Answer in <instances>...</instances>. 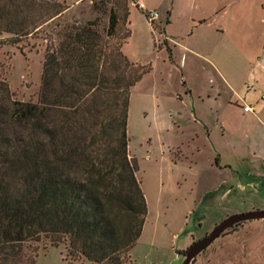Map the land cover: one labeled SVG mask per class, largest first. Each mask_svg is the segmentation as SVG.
Listing matches in <instances>:
<instances>
[{
  "label": "trees",
  "instance_id": "obj_1",
  "mask_svg": "<svg viewBox=\"0 0 264 264\" xmlns=\"http://www.w3.org/2000/svg\"><path fill=\"white\" fill-rule=\"evenodd\" d=\"M63 2L0 0L9 44L45 43L36 103L16 100L0 78V264H36L42 239L75 262L128 264L147 214L127 120L148 70L121 51L134 0L111 2L101 30L99 18L61 22Z\"/></svg>",
  "mask_w": 264,
  "mask_h": 264
},
{
  "label": "rangeland",
  "instance_id": "obj_2",
  "mask_svg": "<svg viewBox=\"0 0 264 264\" xmlns=\"http://www.w3.org/2000/svg\"><path fill=\"white\" fill-rule=\"evenodd\" d=\"M113 1L64 0L63 5L69 10L61 22L77 20L83 24L99 18L101 30L107 24ZM148 1L149 7L156 11L172 3V0ZM102 3V11L95 13L93 5ZM131 3L128 25L131 35L122 52L131 63L148 72L130 92L128 152L137 163L136 177L144 193L147 214L141 235L129 252L128 264H182L189 246L208 235L223 219L238 213L264 210V191L243 195L231 191L225 197L219 191L217 197L208 199L202 207L205 198L212 191L217 192L220 181L231 173L215 167L216 155L203 141V135L198 140L193 137L192 124L176 123L179 113H183L189 102L186 85L180 70L170 63L162 35L152 32L146 19ZM175 9L187 10V18L214 19V23L215 17L223 14L215 25V29H222L218 35L211 34L207 28H198L189 36V28L185 30L182 21L178 25L163 24V27H168L167 35L171 38L185 33L189 48L201 54L203 47L195 48L191 42L195 34H202L207 44L220 49L240 72L246 70L242 57L252 58L264 46V0H175ZM226 12H229L228 16ZM193 25L197 28L198 22ZM48 30L51 31V27ZM10 37L0 34V78L7 82L16 100L36 103L45 43L37 37L12 45L8 43ZM104 38L107 40L105 35ZM116 41L108 42L113 45ZM170 49H174L173 45ZM174 55L175 61L180 59V53ZM190 58L188 56L183 70L185 76L193 62ZM184 60L185 56L183 64ZM229 110L221 112L231 117ZM197 147H200L199 152ZM217 147L222 151L223 162L234 165L233 158L223 154L227 146L225 149ZM252 161L253 166H257V160ZM233 167L234 170L236 167ZM257 171L259 175L261 172ZM239 172L242 174L241 170ZM36 247V264H97L85 259L72 261L63 247L49 246L45 239ZM192 264H264V220L245 222L225 232Z\"/></svg>",
  "mask_w": 264,
  "mask_h": 264
},
{
  "label": "crops",
  "instance_id": "obj_3",
  "mask_svg": "<svg viewBox=\"0 0 264 264\" xmlns=\"http://www.w3.org/2000/svg\"><path fill=\"white\" fill-rule=\"evenodd\" d=\"M136 1L143 3L147 11L158 14L155 22L157 30H154L144 13L139 11L153 33L158 32L162 38L166 37V40H163L168 49L170 63L180 70L181 79L183 78V83L186 85L189 102L186 100L187 107L183 113H179L180 117L176 123L192 124L193 137L198 140L203 135V141L212 149L213 155H216L215 167L219 171L229 170L231 173L229 177L220 181L217 193L221 191L225 197L231 191L238 195L256 193L257 190L263 192L264 101L261 100V94L264 91V82L261 79L264 80V46L254 57H242L246 70L240 72L220 49L209 46L202 34H195L191 44L195 48L203 47V54L189 48L185 33L180 37L171 38L167 35L168 27H163V24L178 25L182 21L185 30L189 28V36H192L194 30L198 28H207L211 34L218 35L222 33V29H215V25L217 19L223 14L215 17V23L214 19L198 21L193 16L187 18V10H176L175 0H172L170 6L158 9V11L149 7L148 0ZM132 6L134 5L132 4ZM135 9L137 8L135 7ZM226 15L228 16L229 12H226ZM196 22L198 25H196L197 28H194L193 23ZM178 38L180 39L178 40ZM154 45L157 46L156 43ZM170 45H173V50L170 49ZM159 49L161 50V47ZM174 53H180L179 60L175 61ZM188 56L192 57L189 60L193 62L185 76L183 70L187 65ZM255 91H258L256 96L253 94ZM245 105L249 106L252 112H244ZM227 109H230L231 117L222 114L221 110L227 111ZM217 145L222 146L223 149H225L224 146H227L223 154L233 158L234 165L227 161L223 162L224 156ZM227 149L230 152L227 153ZM196 151L199 152L200 147H197ZM229 160L232 159L229 158ZM252 160H257V166H253ZM233 166L236 167L234 170ZM240 170L242 174L239 172ZM257 170L261 172L259 175H257L259 172Z\"/></svg>",
  "mask_w": 264,
  "mask_h": 264
},
{
  "label": "water",
  "instance_id": "obj_4",
  "mask_svg": "<svg viewBox=\"0 0 264 264\" xmlns=\"http://www.w3.org/2000/svg\"><path fill=\"white\" fill-rule=\"evenodd\" d=\"M256 220H264V210L250 211L228 216L218 223L208 235L189 246L185 251L182 264H192L198 255L208 249L226 230L232 228L234 225Z\"/></svg>",
  "mask_w": 264,
  "mask_h": 264
},
{
  "label": "built area",
  "instance_id": "obj_5",
  "mask_svg": "<svg viewBox=\"0 0 264 264\" xmlns=\"http://www.w3.org/2000/svg\"><path fill=\"white\" fill-rule=\"evenodd\" d=\"M132 4L141 12L144 13V15L146 16L148 22L150 23V26L154 29V30H157L156 29V26H155V22L158 18V14L156 12H153V11H147L144 7V4L141 3V2H138L136 0H134V2H132ZM163 39L166 40V37L163 36ZM261 100L264 101V91L263 93L261 94ZM243 111L244 112H252V109L249 107V106H244L243 107Z\"/></svg>",
  "mask_w": 264,
  "mask_h": 264
},
{
  "label": "flooded vegetation",
  "instance_id": "obj_6",
  "mask_svg": "<svg viewBox=\"0 0 264 264\" xmlns=\"http://www.w3.org/2000/svg\"><path fill=\"white\" fill-rule=\"evenodd\" d=\"M202 207H203V205H202ZM246 212V211H245ZM245 222H243V223H239V224H237V225H234L232 228H230V229H228V230H226L225 232H228V231H231V230H234L235 228H237L238 226H241L242 224H244ZM194 227H195V224H194ZM224 232V233H225ZM223 233V234H224ZM207 250V249H206Z\"/></svg>",
  "mask_w": 264,
  "mask_h": 264
}]
</instances>
